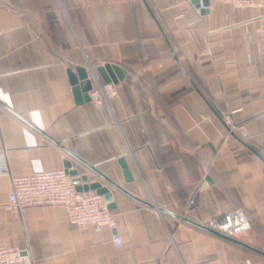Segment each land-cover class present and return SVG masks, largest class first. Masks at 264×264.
<instances>
[{"label": "crops", "instance_id": "crops-1", "mask_svg": "<svg viewBox=\"0 0 264 264\" xmlns=\"http://www.w3.org/2000/svg\"><path fill=\"white\" fill-rule=\"evenodd\" d=\"M105 64L123 78L92 89L111 84L114 96L78 103L68 70ZM0 141L9 174L0 177V248H22L17 264H264V255L184 220L243 209L251 224L234 239L264 251V9L0 0ZM66 161L110 189L114 229L70 225L62 205L19 217L3 209L10 176Z\"/></svg>", "mask_w": 264, "mask_h": 264}, {"label": "built area", "instance_id": "built-area-1", "mask_svg": "<svg viewBox=\"0 0 264 264\" xmlns=\"http://www.w3.org/2000/svg\"><path fill=\"white\" fill-rule=\"evenodd\" d=\"M237 9H264V0H222ZM111 84H104L89 92L95 104H102L114 96ZM8 168L5 153L0 141V177L7 176ZM11 189L3 209L14 217H19L26 208L38 205H62L66 209L70 225L76 227L91 226L100 231L104 227L114 229L115 216L107 207L103 195L95 190L78 191L73 177L65 168L41 170L31 174L10 176ZM250 218L243 209H234L214 216L202 225L228 237H237L250 227ZM116 247H121L122 238L112 234ZM23 249L17 246L0 248V264H17L24 258Z\"/></svg>", "mask_w": 264, "mask_h": 264}, {"label": "water", "instance_id": "water-1", "mask_svg": "<svg viewBox=\"0 0 264 264\" xmlns=\"http://www.w3.org/2000/svg\"><path fill=\"white\" fill-rule=\"evenodd\" d=\"M192 3L196 6V7H207L209 4V0H192ZM148 12L150 13V15L155 19L154 14L152 13V11L149 9V7L147 6V4L145 3ZM160 32L162 33L163 37L164 33L160 27V25L158 24ZM168 47L170 48V46L168 45ZM75 73L71 70H68V77H69V82L72 85V91L73 94L75 96V99L78 103H82L83 101H90V95L89 92L92 89L93 84H95L97 81H102L105 83L108 82H116L117 79L121 80L123 78L122 76V72L120 70V68L116 65H110V64H105V65H101L98 67H92V66H78L75 68ZM72 157H74L75 159L79 160L85 167L86 169H88V171L94 173L95 175H97L98 177H100L101 179H103L106 183H108L109 185H111L112 187L118 189L119 191L129 195L130 193H128L123 187H121L118 183H116L113 179L109 178L108 176H106L105 174L101 173L98 169H96L95 166L90 165L86 162H84L83 160L79 159L78 157H76V155L69 153ZM116 163L120 166L121 170H122V175L123 178L126 182L132 181V175L128 169V165L127 162L125 160V158L123 156H120L116 159ZM70 161H66L65 162V169L68 171V173L73 177V182L76 186V189L78 191H82V190H95L97 193L103 195L104 199L107 201V207L108 209H112L115 206V203L112 201V193L110 191V189L106 186V185H102L101 182L99 181H93L90 182L89 181V175L87 172L84 173H79L77 169H68L70 167ZM160 212L163 213H168V211H165L163 209H159ZM177 217H179L178 215H175ZM185 221H188L189 223L209 232L212 233L214 235H217L219 237H222L224 239H227L229 241H233L235 243L241 244L249 249H252L253 251H256L262 255H264V251L258 250L254 247L245 245L243 243H241L240 241H237L236 239L232 238V237H228L225 236L215 230H212L202 224H198V223H194L188 219H185ZM23 254H26L23 252Z\"/></svg>", "mask_w": 264, "mask_h": 264}]
</instances>
